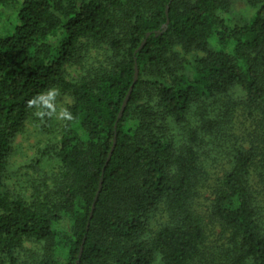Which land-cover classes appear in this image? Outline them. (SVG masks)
Listing matches in <instances>:
<instances>
[{"label":"trees","instance_id":"obj_1","mask_svg":"<svg viewBox=\"0 0 264 264\" xmlns=\"http://www.w3.org/2000/svg\"><path fill=\"white\" fill-rule=\"evenodd\" d=\"M3 9L15 25L0 37V264H264V0ZM61 96L58 172L15 194L12 143L36 109L47 128Z\"/></svg>","mask_w":264,"mask_h":264},{"label":"rangeland","instance_id":"obj_2","mask_svg":"<svg viewBox=\"0 0 264 264\" xmlns=\"http://www.w3.org/2000/svg\"><path fill=\"white\" fill-rule=\"evenodd\" d=\"M10 9L0 10V37H4L11 32L15 25ZM249 12L243 3L234 1L231 6L229 17L234 23H240L247 19ZM97 52L90 51L89 62L97 58ZM200 53H192L186 58L192 60ZM67 80L77 79L81 72L77 67H67L65 69ZM54 113L51 114L47 124L41 118V110L36 109L30 119L25 124L24 131L16 136L11 146V155L6 168L4 182L7 189L15 194L24 195L27 198L31 191V185L40 181L43 176H53L58 172L59 165L53 156V150L58 145L57 127L61 124L66 115L67 107L71 104V98L61 96L56 102ZM50 151L49 155H43L44 152ZM198 201V212L203 217L204 208L207 206L205 198L206 192ZM204 201V203H203ZM208 229H211L214 238L218 237L219 230L206 221ZM159 264V263H155Z\"/></svg>","mask_w":264,"mask_h":264},{"label":"water","instance_id":"obj_3","mask_svg":"<svg viewBox=\"0 0 264 264\" xmlns=\"http://www.w3.org/2000/svg\"><path fill=\"white\" fill-rule=\"evenodd\" d=\"M142 46H143V44L141 45V47H142ZM141 47H140V48H141ZM137 76H138V71H137V67H135L134 81H133L132 86L130 87V90H129V92H128V95H127L126 99L124 100V103H123V105H122L121 111H120V113H119V117L122 115V112H123V110H124V108H125V105H126V103H127V100H128L129 94H130V92L132 91V88H133V86H134V84H135V82H136V80H137ZM113 147H114V145H113ZM113 147H112V149H111V151H110L109 157H110V155H111V152H112V150H113ZM109 157H108L107 160H109ZM100 186H101V183H100ZM92 208H93V207H92Z\"/></svg>","mask_w":264,"mask_h":264}]
</instances>
